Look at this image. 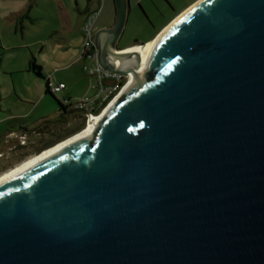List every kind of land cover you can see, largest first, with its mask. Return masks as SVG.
I'll list each match as a JSON object with an SVG mask.
<instances>
[{"label":"water","instance_id":"95a60500","mask_svg":"<svg viewBox=\"0 0 264 264\" xmlns=\"http://www.w3.org/2000/svg\"><path fill=\"white\" fill-rule=\"evenodd\" d=\"M113 3L92 42L126 83L0 179V264H264V0H198L139 67Z\"/></svg>","mask_w":264,"mask_h":264},{"label":"rangeland","instance_id":"374dc122","mask_svg":"<svg viewBox=\"0 0 264 264\" xmlns=\"http://www.w3.org/2000/svg\"><path fill=\"white\" fill-rule=\"evenodd\" d=\"M190 1L128 0L127 19L117 47L135 42L146 43L156 37L167 23L181 14L183 10L180 9ZM97 6L98 0H0L2 106L10 111H21L23 106L22 109L28 111L34 104L37 109L33 110V114L54 115L58 111L56 99L62 100L68 97L65 96L68 94L71 104L69 108H73L75 101L94 94L96 91L93 88L94 81H90L84 67H94L96 60L89 57L81 58L83 40L79 27L86 15L83 13L86 7L93 10ZM30 57H34L42 66L44 78L28 70ZM51 73L53 80L63 82L66 89L53 95L48 93L44 95L45 79ZM126 80L127 77L123 80L124 84ZM43 96V100L40 101ZM39 101L41 103H38ZM80 114L77 110L66 113L70 126H74L77 118L81 121L82 128L64 134L46 148L82 130L85 124ZM26 158L17 160L11 167Z\"/></svg>","mask_w":264,"mask_h":264},{"label":"crops","instance_id":"0c3cea01","mask_svg":"<svg viewBox=\"0 0 264 264\" xmlns=\"http://www.w3.org/2000/svg\"><path fill=\"white\" fill-rule=\"evenodd\" d=\"M194 2L195 0H191L180 10L181 11L185 10L188 6H190ZM94 11H98L94 23V33L97 29L101 27L110 26L113 23L114 14H115L113 0H98V6L96 9L90 10L88 7H86V9L83 11V13L85 12L86 15L82 21V24L79 27L80 33L86 17ZM133 44H129L118 48H127L128 46H131ZM81 58H86V57L81 56ZM0 66H1V61H0ZM49 75L52 78V73ZM53 82L58 83L61 81L56 82L55 80H53ZM44 87H46V85ZM63 89L64 90L66 89V85ZM45 94L47 93L45 92V88H44V95ZM65 94H67V92ZM65 96H68L69 98L68 94ZM43 98L44 96L41 98L40 101H42ZM62 100L56 99V102L57 101L61 102ZM0 101H2L1 97H0ZM40 101L38 103H41ZM32 106L33 107H31V109H29L28 111H26L27 109L26 110L22 109L23 106L21 107V111L19 110L10 111L8 108L0 104V152L4 154L3 157H0V172L9 169L17 160H21L23 158H26L27 156L34 155L36 152L43 150L47 146H50L52 142H55V140L58 139L56 137L55 131L59 130L60 127L64 125L61 124L59 118L61 117V115L65 116L64 122L66 124L69 122L66 113L67 112L71 113L75 111V109L73 108H68L66 111H60L58 107V111L56 114L40 116L38 113L33 114L34 112L33 110L35 109L36 106L34 104ZM51 121H55V122L51 123ZM25 132L27 133V143L25 145H19L17 139L13 138V133L21 134Z\"/></svg>","mask_w":264,"mask_h":264},{"label":"built area","instance_id":"2783aa9c","mask_svg":"<svg viewBox=\"0 0 264 264\" xmlns=\"http://www.w3.org/2000/svg\"><path fill=\"white\" fill-rule=\"evenodd\" d=\"M97 14L98 11L90 13L82 25V57L96 58V49L92 42V38ZM84 69L88 72L87 74L90 76V81H94L93 88L96 89V91L91 96H83L81 99L75 101L73 103V108L81 112L84 124L87 126L90 119L99 116L111 100L119 94L125 85L123 80L126 76H121L104 70L97 62L94 67L87 68L85 66ZM46 84L51 93L60 92L65 87L62 82H53L50 75L46 78ZM61 102L64 105L71 106L66 98H64ZM13 137L17 139L19 145H25L27 143L26 132L21 134L13 133ZM2 156L3 153L0 152V157Z\"/></svg>","mask_w":264,"mask_h":264},{"label":"bare ground","instance_id":"6f19581e","mask_svg":"<svg viewBox=\"0 0 264 264\" xmlns=\"http://www.w3.org/2000/svg\"><path fill=\"white\" fill-rule=\"evenodd\" d=\"M198 1V0H197ZM195 1V2H197ZM194 2V3H195ZM193 3V4H194ZM192 4V5H193ZM192 5H190L188 8H190ZM187 8V9H188ZM187 9L183 10L181 12V14L183 12H185ZM181 14L177 15L171 22L167 23L161 30L160 32L156 35V37L152 38L151 40L147 41L146 43H143V44H135V45H131V46H128L127 47V51H130V52H133V53H137V55H135L134 57V61L137 62L138 64L135 65V67H139L141 65H143L146 60L148 59L149 57V54L153 48V46L155 45L156 41L158 40V38L160 37V35L164 32V30L176 19L178 18ZM124 61L123 60H119V59H113V64L117 67H121L124 65ZM127 78H128V74H127ZM111 104V102L109 103ZM98 116L94 117V118H91L90 121L88 122L87 126H85L82 130H80L78 133L72 135L71 137L67 138V139H70L74 136H77L81 133H84L86 132L87 130H89V128L93 125V123L95 122V120L97 119ZM67 139L65 140H62L58 143H56L55 145L49 147V148H46L45 150H43L42 152H40L39 154H35V155H32L26 159H24L23 161H21L19 164H16L15 166L9 168L8 170L2 172L0 174V179L5 177L6 175L10 174L11 172L15 171L16 169L20 168L21 166L27 164L28 162L32 161L33 159L37 158L38 156L44 154L45 152L49 151L50 149L54 148L55 146L59 145L60 143L66 141Z\"/></svg>","mask_w":264,"mask_h":264},{"label":"trees","instance_id":"16d2710c","mask_svg":"<svg viewBox=\"0 0 264 264\" xmlns=\"http://www.w3.org/2000/svg\"><path fill=\"white\" fill-rule=\"evenodd\" d=\"M142 43H145V41L142 42ZM134 44H136V42ZM28 70L32 71L36 76L44 78L43 73H42V66L39 63L36 62L34 57H31L29 62H28ZM45 81H46V79H45ZM45 85H46L45 92L48 93V94H53L48 89L46 82H45ZM65 98L69 101L68 97H65ZM57 102H58V107H59L60 111H66L69 108L68 105H64L60 101H57ZM52 122H55V121H51V123ZM80 128H82V127H79L77 129H80ZM77 129H75V130H77Z\"/></svg>","mask_w":264,"mask_h":264},{"label":"flooded vegetation","instance_id":"af4514ba","mask_svg":"<svg viewBox=\"0 0 264 264\" xmlns=\"http://www.w3.org/2000/svg\"><path fill=\"white\" fill-rule=\"evenodd\" d=\"M79 116H81V114ZM59 120L61 121V124H64V125H62L60 127L61 129L55 131L57 138L63 136L64 134L70 133V132L74 131L75 129H77V128H79L81 126V121L78 120L77 118L75 119V121L73 123L74 126L71 125L72 127L69 125V122L65 124V122H64L65 121V116L61 115V117L59 118Z\"/></svg>","mask_w":264,"mask_h":264}]
</instances>
